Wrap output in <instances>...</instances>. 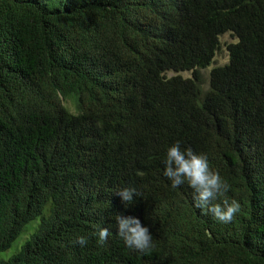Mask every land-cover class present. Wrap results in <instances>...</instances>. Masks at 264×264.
Listing matches in <instances>:
<instances>
[{
    "label": "trees",
    "instance_id": "obj_1",
    "mask_svg": "<svg viewBox=\"0 0 264 264\" xmlns=\"http://www.w3.org/2000/svg\"><path fill=\"white\" fill-rule=\"evenodd\" d=\"M177 141L231 185L232 222L164 175ZM36 221L0 264H264V0H0V254Z\"/></svg>",
    "mask_w": 264,
    "mask_h": 264
},
{
    "label": "clouds",
    "instance_id": "obj_2",
    "mask_svg": "<svg viewBox=\"0 0 264 264\" xmlns=\"http://www.w3.org/2000/svg\"><path fill=\"white\" fill-rule=\"evenodd\" d=\"M164 165V175L174 188L187 183L194 191L195 207L210 212L220 222L233 221L241 205L236 199L229 201L225 198L220 203L215 202L229 191L231 185L218 171L210 167L206 155L195 153L191 147L181 148L180 142L177 141L168 147ZM118 194L122 201L127 203L133 202L134 196H138L137 190L131 187L121 189ZM115 219L117 233L127 248L144 255L151 254L154 243L148 227L143 226L136 217L117 215ZM110 234L109 228L101 227L98 232L99 242H107ZM75 242L85 246L88 238L78 236Z\"/></svg>",
    "mask_w": 264,
    "mask_h": 264
},
{
    "label": "rangeland",
    "instance_id": "obj_3",
    "mask_svg": "<svg viewBox=\"0 0 264 264\" xmlns=\"http://www.w3.org/2000/svg\"><path fill=\"white\" fill-rule=\"evenodd\" d=\"M237 41L238 39L235 36H233L231 33H226L220 37L221 48L217 52L213 64L210 67L201 70L202 79H203L202 88L204 91L209 89V76L211 70L216 66H223L229 62L228 45L231 43H236ZM166 75L168 77L182 75L183 77L187 78V77H192V72L191 71H185L180 73L167 72ZM64 103L72 112L75 113V108L73 107V104L70 101H65ZM38 222L39 221H36L28 225V230L26 234L20 236L9 250L0 254V261L8 260L12 255L16 253L18 247H20L23 244V242H25V239L29 235V231L32 225L34 224L35 226H37Z\"/></svg>",
    "mask_w": 264,
    "mask_h": 264
}]
</instances>
